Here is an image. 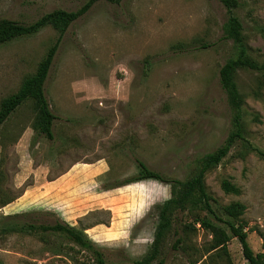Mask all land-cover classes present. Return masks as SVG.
<instances>
[{
  "label": "rangeland",
  "instance_id": "rangeland-1",
  "mask_svg": "<svg viewBox=\"0 0 264 264\" xmlns=\"http://www.w3.org/2000/svg\"><path fill=\"white\" fill-rule=\"evenodd\" d=\"M84 0H0V18L27 23L44 12L72 10ZM233 10L248 54L264 59V0H239ZM218 0H97L65 30L43 91L55 115L46 139L30 128V100L0 126V225L9 217L84 232L105 264H129L147 250L156 223L155 204L169 186L152 179L113 186L136 173L135 159L165 177L182 180L197 159L221 145L233 130L232 110L217 70L234 55L221 37L225 19ZM56 32H37L0 44V99L31 74ZM238 69L243 95L242 135L264 151V81ZM257 92L256 94L253 91ZM237 141L204 175L210 205L238 202V216L254 253L264 247V160L243 154ZM226 180L236 192H225ZM110 186V187H108ZM203 215V213H199ZM225 249L205 252L210 233L177 210L158 257L150 264H247L228 229ZM177 232V234H176ZM183 242L173 248L174 239ZM0 232L1 264H77L90 259L67 238ZM161 260V263H159Z\"/></svg>",
  "mask_w": 264,
  "mask_h": 264
},
{
  "label": "trees",
  "instance_id": "trees-1",
  "mask_svg": "<svg viewBox=\"0 0 264 264\" xmlns=\"http://www.w3.org/2000/svg\"><path fill=\"white\" fill-rule=\"evenodd\" d=\"M96 1L84 0L72 10L52 9L27 23L0 18V44L17 37L31 35L44 26H50L56 32L53 41L37 61L34 71L21 79L18 88L14 92L0 99V126L19 105L26 100H30L33 109L30 128L35 134H41L48 140L53 138L51 125L55 115L48 107L43 91V83L65 30L70 23L82 16ZM105 1L117 3L120 0ZM218 1L224 7L226 13L221 25V37L230 40L235 50L234 55L226 58L217 70L219 86L233 112V130L228 133L221 145L201 155L197 159L193 172L182 180L165 177L159 172L149 169L141 160L135 159L136 173L113 185L119 186L139 180L152 179L169 186V197L154 205L156 223L146 252L139 259H135L129 264H150L158 257L166 235L172 228L173 215L177 210L186 211L191 217V222L182 225L184 229L187 227L194 229V225L197 223L210 233L211 239L205 250L206 253L218 249L224 251L225 243L229 239V235L223 227L208 220L206 214H209L216 221L222 223L228 229L230 235L237 239L242 257L247 264H264V247L261 252L254 253L246 241V232L243 230L244 224L238 218L243 210V205L233 202L222 206L220 208L222 217L219 216L211 207L210 201L212 197L206 192L203 184L205 173L216 166L237 141L240 142L241 154L251 151L264 160V151L252 145L242 135L243 126L240 121V112L243 95L238 91L234 80L238 69L260 72L261 75L259 77L264 79V59L257 61L248 54L249 48L243 39L241 23L233 12L240 5L239 0ZM259 81L258 84L260 85L264 80L260 79ZM253 93L256 94L257 92L254 90ZM220 187L225 192H236L235 187L226 180L220 182ZM9 201L10 199L2 200L0 205L2 206ZM200 212L203 215L199 214ZM7 220V222L0 225V232H25L38 235L42 241H44L43 234L46 232L61 235L76 245L80 251L86 252L90 257V259L82 260L77 264H105L101 251L91 243L82 230L74 226L58 220L51 224L18 221L13 217H9ZM182 242L183 238L178 234L172 247L177 248ZM159 263H161V260H159Z\"/></svg>",
  "mask_w": 264,
  "mask_h": 264
}]
</instances>
